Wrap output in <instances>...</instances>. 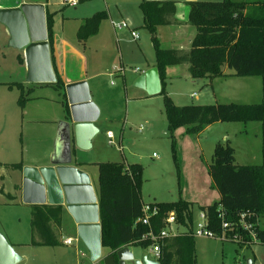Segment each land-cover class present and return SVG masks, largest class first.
Instances as JSON below:
<instances>
[{
  "label": "rangeland",
  "instance_id": "1",
  "mask_svg": "<svg viewBox=\"0 0 264 264\" xmlns=\"http://www.w3.org/2000/svg\"><path fill=\"white\" fill-rule=\"evenodd\" d=\"M86 2L88 0H82L77 7L55 4L57 27L61 28L58 20L63 13L70 12L74 16L89 13L91 16L105 10L102 0H92L85 5ZM185 11L184 5L177 4L175 17L181 19ZM134 12L132 21L127 22L137 32L139 41L134 42L129 31L123 29L120 38L126 50L120 51L114 45L110 61L92 68L89 73V84L97 91L101 117L108 116V119L99 125L98 133L92 140L93 145L91 141L90 149L86 150L87 158L92 161L96 175V162L141 165L142 204L191 202L195 206L191 223L195 226L199 221L196 205L219 201V193L208 173L215 145L228 143L234 150L236 165L264 166V132L261 123L255 121L215 123L196 134L190 133L187 127L170 130L165 116V101L168 99L176 106L258 104L264 101V86L257 75L216 78L206 85L203 80H192L187 68L179 65L166 68L158 95L141 99L143 91L132 86V82L125 81L123 84L121 76L124 73L134 76L135 69H141V46L144 54L149 55L155 63L156 50L152 34L145 28H139L144 23L141 9L137 7L131 13ZM120 21L121 18L113 19L111 26ZM160 26L157 27L165 33L155 31L158 47L180 48L182 44L179 45L173 38L169 28ZM67 33L70 34L68 30ZM4 47L0 51V234L21 257L18 264H75L76 259L80 264H90L87 252L78 250L76 255L75 243L62 258L44 248L29 246L32 240L31 208L22 205L18 194L19 174L6 169L4 165L22 163L24 168L33 165L36 160L40 161L38 159L50 144L48 128L53 124L49 122L56 120L58 123L64 119L65 100L61 91L51 84H26L21 59L23 55L7 44ZM84 55L88 64L100 56L92 48L87 49ZM101 72L106 75L93 77ZM16 83L25 88L23 95L16 86L9 88L6 85ZM140 125L143 129L139 134ZM107 130L114 134L115 145L108 144ZM119 135L131 142L119 144ZM258 224L264 229V211L258 218ZM35 239L38 240V237L35 236ZM192 244L189 264H264V244L240 246L236 242L196 237ZM129 250L134 259H140L144 254L152 259L145 248L130 246Z\"/></svg>",
  "mask_w": 264,
  "mask_h": 264
},
{
  "label": "trees",
  "instance_id": "2",
  "mask_svg": "<svg viewBox=\"0 0 264 264\" xmlns=\"http://www.w3.org/2000/svg\"><path fill=\"white\" fill-rule=\"evenodd\" d=\"M188 5V24L195 28L196 34L189 51L185 52L160 49L154 36L157 26L172 24L176 12L175 2L144 1L140 4L144 28L153 36L156 68L161 82L167 67L187 65L193 80L212 81L216 78L257 75L264 86V0L196 1ZM106 17L105 12H100L86 19L78 30V39L86 41L96 35L101 21ZM51 23L48 18V29ZM48 41L53 59L51 34L48 35ZM55 74V85L62 87L61 77L56 71ZM6 85L9 88L16 86L23 95L21 84ZM164 110L170 130L187 127L190 133L196 134L215 123L255 121L261 123L264 132V101L250 105L229 103L176 106L166 99ZM4 167L20 171L22 163L7 164ZM97 167L102 248L107 251L124 246L147 248L149 243L142 237L148 228L135 224L143 207V168L139 164L113 162L99 163ZM208 173L220 199L209 206L198 207V210L206 212L210 229L217 233H221L222 219L219 213L222 210L223 221L229 224L227 234L230 237L237 235L246 241L248 238L240 229L239 217L245 214L250 222H255L264 211V166L236 165L233 148L228 143H217ZM149 205L156 207L159 212L158 217L153 219L155 231L163 227V219L171 211L176 213L179 222L186 228L182 236L163 241L159 264H189L194 237L190 235L191 230L185 219L191 225L193 205L182 201ZM30 208L32 240L29 245H58L51 224L60 227V208L45 205H33ZM257 232L260 243L264 244V231L257 227ZM237 244L242 246L243 242Z\"/></svg>",
  "mask_w": 264,
  "mask_h": 264
},
{
  "label": "water",
  "instance_id": "3",
  "mask_svg": "<svg viewBox=\"0 0 264 264\" xmlns=\"http://www.w3.org/2000/svg\"><path fill=\"white\" fill-rule=\"evenodd\" d=\"M162 1V0H148ZM58 2V1H56ZM49 0L47 5L56 3ZM60 2V0H59ZM188 2H196L188 0ZM3 24L9 45L23 53L26 64V82L31 84L56 83L48 41V18L44 4H21L2 10ZM132 86L148 96L161 92L158 69L150 68L137 76ZM67 101L65 119L57 123L55 147L48 164L41 167H24L22 175V203L25 205H53L64 209L72 217L78 238L84 244L92 263L102 264H159L146 254L134 259L129 246L107 251L101 245L99 206L89 176L73 165L78 151H86L98 130L94 123L99 110L92 102L84 81L64 86ZM21 261L13 247L0 234V264H18Z\"/></svg>",
  "mask_w": 264,
  "mask_h": 264
},
{
  "label": "crops",
  "instance_id": "4",
  "mask_svg": "<svg viewBox=\"0 0 264 264\" xmlns=\"http://www.w3.org/2000/svg\"><path fill=\"white\" fill-rule=\"evenodd\" d=\"M53 1H58L55 4H60L59 0H53ZM82 0H80L79 4L81 3ZM103 1V6L105 10L98 11L96 13L100 12H105L107 17L105 20L101 21L98 32L96 35L88 38L86 41H80L78 39V30L80 26L84 23L86 19L91 18L93 15L89 16V13H83L81 15H71L70 12H67L66 14L63 13L61 14L58 22L61 24V28L57 27L55 23V14L56 10H54L53 5H47L49 0H0V12L2 10L10 9V8H15L20 6L21 4H44L45 5V10L46 12H49L52 14L51 18V26L48 29V35L51 34L52 36V46H53V54H52V66L53 69H55L56 73L61 77V80L63 81V86H56L55 83L51 84L55 87H57L60 91L61 94L65 100V105H64V119L66 117L67 113V101H66V96L64 93V86L70 82H78V81H84L87 82L88 84V89L90 93V97L93 103L98 107L99 109V118L98 120L94 123V126L98 129L99 125L108 119L107 117H101V109H100V103L97 98V91L93 89V87L89 84V73L91 72L92 68L96 67H101L100 65L104 63L107 64L109 59H111V52L115 47L120 50V51H125L126 50V45L123 41H121L123 36L122 30L127 29L129 31L133 30V28H130V25L128 28H122V29H116L114 28L113 24H119L125 22L127 25L129 24L128 22H131L133 17L135 16L134 14L131 13L133 10L137 7L140 8V4L144 1L148 0H102ZM163 1H168V0H162V1H148V2H163ZM175 2L176 7L177 4L184 5L186 7V11L184 12V15L182 16L181 19L176 18L175 16L172 19V24L171 25H166V26H160V27H167L169 28V33L172 34L173 38L176 39V41L179 42V45L182 44V46L179 48H171L175 50H181V51H189L190 49V43L193 39V37L196 34L195 28L192 27L191 25L188 24V14L190 7L188 5V0H170ZM195 1H200V0H195ZM92 2V0H88L87 3ZM79 4L77 6H79ZM61 5V4H60ZM126 5H128V8H126ZM62 6V5H61ZM76 6V7H77ZM64 7V6H63ZM87 7V6H86ZM87 10L89 7L86 8ZM117 11V16H115V13ZM115 16V17H114ZM119 19L121 18L120 22L117 23H112L111 26V21L113 19ZM128 21V22H127ZM144 22V19H143ZM48 27V25H47ZM66 28V31L64 29ZM139 28H144V23L143 26ZM159 27H156L155 31L158 30L162 31L165 33L163 30H159ZM67 30L70 32L67 33ZM136 32V31H135ZM131 37V35H130ZM140 38L137 40H133L134 42H138ZM4 41V42H3ZM10 41V36L9 33L6 29V27L3 24V16L0 13V51L5 48L4 45L7 44L8 47L13 48L12 46L9 45ZM89 48H92V50L96 53H98L100 56L97 60L95 61H90L88 64V61L86 62L85 58V51ZM16 51H20L16 48H13ZM142 57V61L140 62L141 69H135L138 70L137 72L134 71L135 75L132 76L130 74H122V81L123 84L125 81L128 83L133 82V80L139 76L141 73L145 72L146 70L156 67V63L153 61V59L149 58V55H145L143 51V46L139 49ZM166 50V49H163ZM21 55H23L22 51H20ZM22 59V65H23V73L24 75L26 74V64L24 57ZM181 66V65H180ZM187 68V65H183ZM102 75H106V73H97L93 75L94 78H98ZM190 76V75H189ZM193 80V79H192ZM161 81V80H160ZM205 81L206 85H210L212 81ZM29 84V83H26ZM163 84V80L161 82V88ZM25 89V88H24ZM142 91V90H141ZM143 97H140L141 99H146L154 96H148L144 91ZM156 96V95H155ZM101 117V118H100ZM63 120V119H62ZM49 121H40V123H48ZM50 124H53V126H49L48 128V141H50V144L48 143L47 149L42 153V157L38 160L40 161H35L33 165H30V167H41L43 165L48 164L50 157L52 156L54 152V147H55V140H56V132H57V121H50ZM125 123V122H124ZM143 127L140 125L138 128V133L142 131ZM107 132H111L110 130H107ZM142 133V132H141ZM113 134V133H112ZM95 138V137H94ZM107 138V136H106ZM113 139H114V134H113ZM93 140V139H92ZM108 140V139H107ZM118 142L119 144H122L123 142L128 143L131 142V140L128 139H123L121 135L118 136ZM94 141H92L93 145ZM90 149V148H89ZM87 153L86 151H78L77 153V159L73 162V165L76 167L82 169L84 172H86L89 176L90 179V184L93 188L94 194L96 196V200L98 203V167H97V175L93 171V166L92 161L87 158ZM99 163H106V162H96L95 164ZM123 164V163H121ZM130 165V164H126ZM23 168V166H22ZM19 174V181L17 184V189H18V194L22 200V175H21V170L16 171ZM218 193V192H217ZM220 199V198H219ZM158 203V202H157ZM164 203V202H160ZM191 203V202H187ZM192 204V203H191ZM210 204H204V205H196L198 207H206L211 205ZM22 205L30 207L33 205H25L22 203ZM45 206H53V205H48L47 203L44 204ZM35 206H41V205H35ZM56 207V206H54ZM194 204L192 207V210L194 209ZM61 210V224L59 228H56L53 224H51V228L55 234V237L58 241V245L56 246H33L35 248H44L47 251H50L53 255H57L62 258L66 256L67 250L69 247H73L74 243L75 246L74 250L76 251V255L78 250L83 251L82 253H86L87 250L82 243V241L78 238L77 232H76V226L74 224V221L72 217L68 214V212L64 209ZM258 227L261 229V227L258 224ZM264 231V229H261ZM183 232V231H182ZM182 236V235H181ZM67 239H72V243L70 245L64 244V241ZM30 246V245H29ZM82 248V249H81ZM63 251H65L63 255ZM88 253V252H87ZM23 256V255H22ZM89 256V254H88ZM22 258H25L23 256ZM90 259V257H89ZM71 264H73L71 262ZM75 264H80V262L76 259ZM90 264H102V262H96L92 263L90 261Z\"/></svg>",
  "mask_w": 264,
  "mask_h": 264
},
{
  "label": "built area",
  "instance_id": "5",
  "mask_svg": "<svg viewBox=\"0 0 264 264\" xmlns=\"http://www.w3.org/2000/svg\"><path fill=\"white\" fill-rule=\"evenodd\" d=\"M80 0H60V4L64 7H76L79 4ZM114 28L122 29L128 28V25L123 22L119 24H113ZM130 35L132 40H137L139 38L137 32L131 30ZM138 70H135L137 72ZM108 144L115 145L113 141V134L112 132L106 133ZM158 209L151 205H143L141 216L136 220L135 224H141L148 228V231L145 235H143L142 239L148 241L149 245L147 248L149 253L152 255V259L155 261H159L160 252H161V245L163 241L167 238H174L180 237L184 234L180 228L186 230L182 223L179 222L178 217L175 212L171 211L168 212L165 218L163 219V227L161 229L156 230V225L153 223V219L158 217ZM223 212L222 210L219 213V218L222 219L221 222V233L214 232L209 227V220L208 216L205 211H199V221L194 226L192 223L188 222L187 218L185 219V223H188L190 228V235L196 238H216L220 239L224 242H243V245H254V244H261L260 239L258 237L257 227L258 221L250 222L249 217L245 214L240 215V229L245 234V237L248 239L243 241L241 237L234 235L230 237L227 234V229L229 228V224L223 221ZM72 243V239H67L64 241V244L70 245Z\"/></svg>",
  "mask_w": 264,
  "mask_h": 264
}]
</instances>
